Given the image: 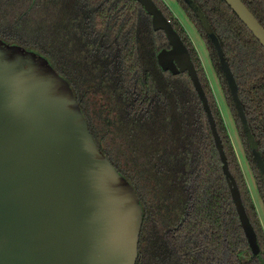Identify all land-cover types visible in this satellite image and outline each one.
<instances>
[{"label":"trees","instance_id":"trees-1","mask_svg":"<svg viewBox=\"0 0 264 264\" xmlns=\"http://www.w3.org/2000/svg\"><path fill=\"white\" fill-rule=\"evenodd\" d=\"M187 48L215 121L259 254H251L201 103L136 0H0V40L44 57L69 84L96 146L142 208L135 264H264V231L201 61L163 0H152ZM204 42L264 211V184L206 28L175 0ZM217 39L264 162V49L223 0H192ZM264 29V0H241Z\"/></svg>","mask_w":264,"mask_h":264},{"label":"water","instance_id":"water-1","mask_svg":"<svg viewBox=\"0 0 264 264\" xmlns=\"http://www.w3.org/2000/svg\"><path fill=\"white\" fill-rule=\"evenodd\" d=\"M218 54L241 127L264 184V162L217 39L192 0ZM264 49V29L241 0H223ZM169 49L157 65L186 73L201 103L221 171L252 255L253 227L228 169L207 98L187 48L152 0H136ZM142 208L132 186L96 146L72 90L48 61L0 40V264H135Z\"/></svg>","mask_w":264,"mask_h":264},{"label":"rangeland","instance_id":"rangeland-1","mask_svg":"<svg viewBox=\"0 0 264 264\" xmlns=\"http://www.w3.org/2000/svg\"><path fill=\"white\" fill-rule=\"evenodd\" d=\"M163 1L165 5L168 7V9L171 11L173 16L175 17V19L183 27L184 31L188 35V38L190 39L192 45L194 46V49L196 50L197 55L201 61L203 70L209 82L212 94L214 96V99L216 101L217 107L221 115V118L223 120V124L226 128V132L228 134L229 140L234 150V153H235L240 171L242 173L244 182L246 184L248 193L251 196V199L256 209V213L258 215L260 224L264 231V211H263V207L261 205L259 196L256 191L255 181L252 177L250 167L248 166L246 159L244 157L243 147H242L240 138L238 136L236 125L234 123V120L231 116L230 111L228 110L226 106V103L222 95V91L220 90V87H219V83L211 67L207 48L204 42L200 39L199 34L194 29V26H192V24L187 20L186 16L182 12L177 2L175 0H163Z\"/></svg>","mask_w":264,"mask_h":264}]
</instances>
